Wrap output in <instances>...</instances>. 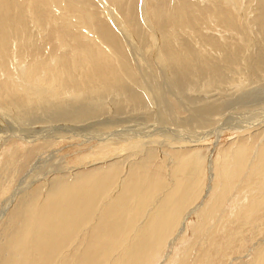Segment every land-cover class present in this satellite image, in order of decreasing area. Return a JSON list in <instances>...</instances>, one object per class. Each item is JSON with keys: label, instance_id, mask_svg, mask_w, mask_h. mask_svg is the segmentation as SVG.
Wrapping results in <instances>:
<instances>
[{"label": "bare ground", "instance_id": "1", "mask_svg": "<svg viewBox=\"0 0 264 264\" xmlns=\"http://www.w3.org/2000/svg\"><path fill=\"white\" fill-rule=\"evenodd\" d=\"M43 1L46 8L45 28L41 26V22L37 18V0H0V98L6 96L10 99L9 104L11 107L7 110L11 113L13 112L14 116L22 121L37 120V113L41 112L52 122L66 121L79 124L95 121L103 117L110 109L114 110L113 114H123L130 108L138 111L145 108L147 103L153 100L157 106V113H155L157 119L154 121L157 125L160 124L164 127L159 130V127H157V130L152 133L148 129L149 125L143 128L142 131H138L133 125H130L126 126L127 129L119 128L114 132H110L104 130L113 123L110 120H101V122L99 121L100 123L98 121L89 123V127L94 129L95 133L92 131L89 136L83 135V141H96L97 145L94 146L95 149L93 148L95 153L98 150L111 149L113 142L128 143V148L124 150L127 154L126 158H124L126 162L124 164L114 163L124 157L122 156L123 154L119 155L116 150L115 152L118 153L113 155V159L109 157L112 164L108 165L106 169L95 168L96 170L88 172L85 176L74 178L71 182H55L50 191L41 197L37 195L36 199L34 196L24 198L19 206L23 219L22 223L18 227L19 229L16 228L11 233L6 245L3 247L2 250L5 256L3 261H0V264H151L152 260L155 261L158 258L157 255H159L160 249H165L167 245L165 241L171 239L173 243H176L178 239L185 238V235L187 237V221L191 215L198 217L199 228L203 232H208L207 237L209 238L214 226L210 223L205 225L204 221H208L209 219L207 218L210 215L215 213L217 215L218 211L223 210L225 206L220 209L218 205L222 204L223 198L228 195L234 178H248V174L252 177L249 172L246 174L249 150L247 151L244 146H237L238 148L232 152L230 157V154H226L223 162L218 164L219 161H216L215 165L213 160H205L193 152L194 154L181 156L169 166L166 163L170 158L163 155L160 164L154 166L153 170H149L147 169L150 165L147 159L149 158L147 152L151 148L147 144L150 146L164 145L163 142L153 141V138L157 136L168 139L169 142L181 140L176 136L174 128L170 129L169 125H166L169 121L175 123L172 126L183 125L184 128L182 130L188 132V134L185 136L182 133V135L193 143L198 141L196 129H194L196 128L195 124L202 127H213L218 122L219 118L216 116L227 106V103H220L219 100H208L200 96L196 97L194 102L191 101L190 104L192 106H189L185 101L188 100L187 102H189L190 99L186 98L185 100L181 96L186 91V88L191 87L189 90H193L192 87H197L200 79H206L208 87L213 85L215 87H226L227 85L231 87L233 85L227 80L229 77L228 73L239 67L245 77L244 82L250 80L252 82L255 80L261 81V79L263 81L264 56L255 57L250 46H253V49H257V45L252 39L255 26L257 28L256 32L262 36L260 42L264 43V0H258L257 7L253 8L255 15L252 19L249 18L252 11L249 12V6L246 5L244 19L241 18L240 20L227 10L231 12L237 4L242 6L243 0H236V3L233 0H221V9L224 6L226 8L229 7L224 11L218 7V0H203L204 3L207 1L208 3L206 2V4L213 8L208 19L215 24V28L222 27L225 32H236V35L240 36L244 45L235 43L220 44L217 39L209 40L200 36L204 45L215 47L221 51L220 57H214L207 49H198L193 44L189 45L182 42L181 48H175L173 43L169 41L167 48L170 50L168 51L163 46L167 54L157 63L161 72L153 83L151 82V77L146 74L148 60L143 49L145 46L142 48L135 42L133 37V33H138L142 37L148 34V37H151L149 36V31L156 24L152 25L153 23H151L149 18L146 24L148 25V32L144 31L142 25H138L139 27L130 26L131 28L133 27L130 30L127 23L125 24L120 19L119 13L107 5L106 0H96L97 7L99 8L100 6L99 12L101 11L106 17L110 15L113 18V27H116L120 36L124 37L128 48L127 46H122L124 49L122 51L119 43H115V45L110 43L109 39L111 38L107 36L104 27H100L101 30L96 28L92 32L94 37L91 38L85 34L86 39L84 40L90 39L98 44L106 45L108 48L107 53L110 56L103 51L101 52L103 55L96 65L94 63L89 64L88 69L82 70L76 61L82 48L79 40L74 35V31L84 30V33L87 34L90 32L86 27V23L77 24L78 20L74 14L64 12L56 7L57 5L62 7L65 1L73 3L77 0ZM50 4L52 7H49ZM142 5L143 7L146 6V2ZM241 6L237 8L240 9ZM190 13L191 6L188 0H179V6L175 14H168L163 18L158 17L156 21L159 24L165 23L166 25H175L177 23L180 25L179 27H181L183 34L186 31L187 33L198 34L194 26H191ZM144 17H148L145 11ZM192 18L195 17L192 16ZM94 19L92 17L89 21L92 22ZM62 24L65 27H60ZM59 27L64 29L59 31ZM48 30H55L56 39L63 52H71L73 47L68 45V43L76 42V49L73 48V52L70 55L72 54L73 68L77 72L79 80L64 66L61 55L57 54L49 59H43L37 55L43 47V44L37 43V38L42 39L43 34L47 33ZM172 34L171 36L173 37ZM232 35L240 41L236 35ZM82 52L86 53L84 50ZM122 53L126 54L125 59H119ZM108 58L111 61H108ZM113 63L118 64L117 73L111 68ZM92 71L95 73L93 76ZM147 71L149 72V70ZM42 83H45L43 89L39 87ZM244 94L241 93L240 95ZM45 98H49L50 101L44 100ZM258 101L260 102V100ZM251 102L249 100V103ZM253 103L251 104L254 105ZM182 108L189 113H187L186 117L179 118L176 112ZM6 114L7 118H9V113ZM149 117L151 118V115ZM79 129L76 132L80 131ZM15 133L11 136V133L0 130V138L4 140L8 138L4 144L10 143V138L12 137L18 140L12 146V156L19 153L20 150L23 151V143L34 145L37 140H42L44 137H37V134L29 136L22 135L19 132ZM138 139L146 140L143 142L144 145L140 144L138 148H135L137 145L134 146L132 141H138ZM20 142L22 144H19ZM184 143L186 144L187 142ZM24 151L28 154L30 150ZM89 154L92 157L95 155L94 153ZM89 154L85 156V163H81L82 166L86 167L100 160V158L91 160V155ZM131 157H136V159H133V162L131 160L127 164ZM256 157L264 164V144L260 146ZM89 159L91 160L90 162ZM136 160L140 161L139 163L141 164H136ZM103 161L105 159L101 163ZM166 166L169 174L168 179L170 178L168 182L162 176ZM206 169L208 172H206ZM260 171L259 176L261 178L258 179L261 180L258 183L259 185L257 184L258 189L256 190L258 192L256 194L262 195L264 193V165L260 168ZM205 177L210 181L213 180L217 183L219 181L217 189L210 187L206 191L207 193L211 194L213 192L215 194L220 190L218 195H215V200H211L212 205L210 208L208 202L202 203L203 205L201 206L196 204L200 196L205 193V190L202 189L204 184L201 183L202 185H200V178L205 179ZM238 184L240 185V183ZM26 185H30V183L28 182ZM20 186L22 188L21 184L18 185V188ZM25 188L27 189L26 186ZM203 188L206 189V187ZM251 190V193H246L254 194ZM10 194L12 195V193ZM16 195L17 193L9 199L6 197L8 200L5 202L11 203ZM243 195H245V198L239 199L235 203L236 205L234 204L235 207L232 208V205H229L232 208V216L235 209H242L245 206L243 203H245L244 200L246 201L247 195ZM213 196L212 198L215 197ZM237 196L239 197V193L234 197ZM230 199H232L231 196ZM261 201L264 202L260 198L259 200H253L254 203H261ZM227 204H230V202ZM214 230L217 231L218 229ZM197 234L200 235L197 231L193 232V235ZM209 243L211 242L209 241ZM178 256L180 257V255ZM195 264H198V260H195ZM259 264H264V254L260 258Z\"/></svg>", "mask_w": 264, "mask_h": 264}, {"label": "rangeland", "instance_id": "2", "mask_svg": "<svg viewBox=\"0 0 264 264\" xmlns=\"http://www.w3.org/2000/svg\"><path fill=\"white\" fill-rule=\"evenodd\" d=\"M233 1L234 3H236V0H233ZM56 2H59V1L56 0ZM96 2H97L96 0H77L73 3H69L68 1H65V4H62V7H60L59 5L56 6L57 8L61 9L64 12L74 14L78 20L77 21L78 25H81V22L86 23V27L88 31L90 32L89 34H87V33H84V30L74 31V35L76 36L77 40H79L80 46L82 48L79 51L77 59H76L77 65L81 67L82 70L88 69L89 64L94 63V65H96L100 57L103 55L101 52L104 51L106 54L110 56V54L107 53L108 48L106 47V45H103L100 43L98 44L90 39H88L89 41L84 40L86 39L85 34L91 38L94 37V34L92 32L96 28L98 30H101L100 27L101 28L104 27V29L106 30L107 36L111 38L109 39L110 43H112L113 45H115V43H119L122 51H124L122 46L124 47L127 46L124 40V37H122V35L120 36V33L118 32L116 27H113L114 25L113 18L110 15L106 17L105 15L102 14L101 11L99 12L100 6L98 8L97 7L98 5ZM144 2H146V6H144L145 8L142 5L144 4ZM206 2L207 1H205L204 3L203 0H188V3L191 6L190 23H192L191 26L193 25L194 28L198 31V34H191L190 32L187 33V31L183 34V31H181V27H179L180 25L177 23H175V25L174 24L166 25L165 23L159 24L156 21L158 17L163 18L167 16L168 14H171V15L175 14L179 6V0H106L107 5L112 10L119 13L120 19L125 24L127 23L130 30L133 29V27L131 28L130 26L139 27L138 25H142L143 26L142 28L144 29V31L148 32V28H147L148 25H146L148 23L147 22L148 18L149 20H151V23H153L152 25L156 24L152 29H150L152 31V34H151V31H149L150 32L149 36L151 37H148V34L147 36L145 35V37H142L138 33L136 34L133 33L135 42L138 45L142 46V48L145 46L143 49L146 53V57L148 60L147 70H149V72L146 70V74L151 77L152 83L160 75L161 69L158 68L157 63L159 60H161L164 57L165 54H167L165 53V49L168 50L167 45L169 41L173 43L175 48H181L182 42L189 44V45L193 44V46L198 49H207L208 52L214 57H220L221 51L215 47L204 45L202 43L203 41L202 38H206L209 40L214 38V39H217V41L220 44H228V43L234 44L235 43L237 45L238 44L244 45L243 42L241 41L240 36L236 35V32H232V33L225 32V30H223L222 27H218L217 29L215 28L216 27L215 24L212 23L210 19H208V17L213 11V8L210 5L206 4ZM220 2L221 0H218V4H219L218 7L221 9L222 7L220 5ZM257 2L258 0H255L253 2L252 0H243L242 6L241 5L238 6V4L237 5L234 4L235 5L233 7L234 9L231 12L229 10L227 11L231 15H233L235 18L237 17L238 20H240L241 18L244 19V10L246 9L245 6L247 5L249 6L248 11L249 12L252 11L251 15H249V18L252 19L253 16L255 15V12H253V8L257 7L258 5ZM50 6L52 7L51 4L49 5V7ZM240 6L241 8L238 9L237 7H240ZM92 8H94L93 11H92ZM228 8L224 6V8L221 10L224 11ZM144 11L146 15H148V17L146 18L144 17ZM240 15H243V16L240 17ZM45 16H46L45 2L43 0H37V18L41 22V26L43 28H45L46 26ZM192 16L195 18H192ZM92 17L95 19L92 22H90L89 20L90 18L92 19ZM62 26H64V24H62L60 27ZM60 27H59V31H62V29L64 28H60ZM162 29H164V31H162ZM256 29L257 28L255 26L252 39L256 43L257 49L256 48L253 49V46H250V47H251L252 52L255 54V57H259L260 55L264 56V43L260 42L262 39V36L258 34V32H256ZM54 31L48 30L47 33L43 34L42 39L37 38V43L43 44L41 51L37 53V55L43 59H49L50 57L55 56L57 54L61 55L63 58L62 61L64 63L63 62L62 63L64 64V66L67 67L69 71L76 76L77 80H79V78L77 77V72L73 68L74 62L71 59L72 54L70 55V53L73 52L72 49L73 48L76 49V42L68 43V45L73 47L71 49V52L70 51H68L69 53L63 52L60 49V45L58 44V40L56 39L57 35L56 33H54ZM171 34L173 35V37L171 36ZM232 34L236 35V37L239 38L240 41L235 39ZM65 35L67 36L66 32H65ZM163 46L165 47V49ZM83 50L86 52L85 54L82 52ZM125 58H126L125 53H122V55L119 56V59H125ZM108 61H111V60L108 58ZM111 65H112L111 68H113L114 71L117 73L119 69L118 64L113 63ZM126 65H128V63H126ZM133 67H134V64H133ZM153 73H154L153 75L154 77L152 76ZM94 74L95 73L92 71V76ZM228 74H229V77L227 80L231 82V84L233 85L231 87H229L228 85L226 87L225 86L215 87V85L208 87L206 84L207 80L200 79L197 87L195 88L192 87L193 90H189V88L191 87L186 88V91L181 95L182 97H184L183 99L185 100L186 98L190 99L189 102H187L188 100L187 101L184 100L185 103L188 104L189 106H192V104H190L191 101L194 102V99L200 96L208 100H217V101L219 100L220 103L221 102L227 103V106L221 111L222 114L220 113L219 115L216 116L217 118H219L218 122H216L213 127L212 126L202 127L201 125L198 126L197 124H195L194 126L196 128L194 129H196V137H198V141L193 143L191 141H188L183 136V135L186 136L188 134V132L182 130V128H184L183 125H178L179 127L178 128L176 126H172L175 123L169 121V123L166 125L167 126L169 125L168 127L170 129L174 128L173 130L175 131L176 136L179 137V140L180 139L181 140L169 142L168 139L160 138V136L154 137L153 141L155 140L159 143L163 142L164 145L150 146L149 144H147L148 147L151 149H149V152H147L148 157H149L147 159L149 160L150 165L149 167L147 166L148 168L147 167L146 168L149 170L150 169L153 170L154 166H157L160 164L161 158L163 157V155L170 158L166 164L171 166L175 162V160L181 158V156H188L190 154H194L193 152L197 153L199 156H201L205 160L206 159L213 160L214 165L216 161H219L218 164H220V162L221 163L223 162L224 160L223 158L226 156V154L228 155L230 154L229 155L230 157L232 155V152H234L238 148L237 146L239 147L244 146L245 148H247V151L249 150L250 152V154H248L247 156L248 158L247 166L248 167H246V169L248 170L246 174H248L249 172L250 174H252V177L249 174L247 176L249 179L245 177L244 178L235 177L232 183V187L229 189V193L227 195L229 197L225 196L223 198L224 200L222 204L220 203L218 205L220 209H222L223 206H225L223 208L224 212L223 210H221L222 211V214H221V211H218L217 212L218 217L215 213V214L210 215L207 218L209 219L208 221L205 219H204L205 221L203 220L205 225L207 223H210L211 225L214 226L212 229L213 232L211 236L209 237L210 239L207 237L209 233L203 232L199 228V223H197L198 217L196 215H191L189 217L190 221L189 219L187 221V230H188L187 231L188 234L186 232L187 237L185 235V238L178 239L176 243H173L171 239L169 240L170 242L165 241V244H167L165 246V249L163 248L160 249L159 255H157L158 258H156L155 261L152 260L151 264H164V263L165 264H168V263L169 264H195V260H198V264H259V260L264 254V251H263L264 250L263 248L264 247V202L263 201H261V203L253 202V200H259V198L264 200V193H262V195L256 194V192H258V190H256L258 189V185H259L258 183H260V180H261V179H258V178H261V176H259L260 172L262 171V170L260 171V168L264 165L256 157L257 151L259 150L260 146L264 144V100H262L264 99V92H263L264 78H263V81L262 79L261 81L258 80L259 84L257 80L253 82L252 80L244 82L243 80L245 79V77L243 76L242 71L239 70V67L237 69L235 68V70H233L231 73H228ZM263 77H264V74H263ZM239 80H242V81L239 82ZM154 84L156 83L154 82ZM260 85L262 86L260 87ZM44 86H45V83H42L39 87L43 89ZM257 89L258 90L262 89V90L258 91ZM252 91H253V94H252ZM247 92L249 93L247 94ZM241 93L242 94L245 93V94L240 95ZM2 97L0 98V130L5 131L7 133H11V136L14 132L16 133L19 132L22 135L31 136V135L37 134V137L39 136L42 138V136H44L45 138L43 137L42 140L41 139L37 140V142L34 143V145L33 144L28 145L27 143L26 144L23 143L24 144L22 146L23 151L20 150L19 153L15 154L14 156H12V146L14 145V143L18 141L16 140L17 138L12 137L10 138V143H5V144L4 142L8 138L7 139L5 138V140L0 138L2 140V141L0 140V261H3L4 259L5 253L2 249L6 245V242L9 239L11 233L16 228L20 227L22 223L23 219H22V214L19 211V206L24 198H26L27 196H34L36 199L37 195H40L41 197V196H44L48 191H50V189H52V185L55 182H63V181L71 182L74 178L85 176L88 172H92L96 170L95 168L106 169L108 165L112 164L111 159L114 158L113 155L115 153L119 152L118 154L119 155L123 154L122 156L124 157H121V159H118V161H115L114 163L124 164L126 162V159L124 158H126L127 154L125 153L124 150H126L125 148H128V143L113 142L112 144L113 147H111V149L107 148V149H103L102 151L98 150V152L95 153L94 146L97 145L96 141H91V142L83 141L84 139L83 135L86 134L87 136H89L91 135L92 131H94L95 133V130L89 127L88 125L89 123L91 124L97 121L101 122V120H110L113 123L108 128L107 127L105 129L103 128L105 131H110V132H114L115 130H118L119 128L127 129L126 126H130V125H133V127L137 129L138 131L139 130L142 131L143 128H146V126L149 125L148 126L149 128L148 127L147 128L152 133L155 132L154 130H157V127H159L158 130L163 129L164 127L160 124L157 125V123H155L154 121L157 119L156 114H155L157 113L156 111L157 106L153 102V100L147 103V106L143 108L144 110L140 109L141 111L140 110L137 111L136 109L130 108V110H127L123 114L121 113L113 114L112 112H114V110L110 109L108 110L106 114L103 115V117H100L102 119L96 118L97 120L95 121L93 120V121H88V122L78 124L75 122H66V121L52 122V121H49V119L46 118L45 114L41 112L37 113V120H26V121H22L20 119L18 120L16 116H14L13 112L12 114L9 110H7L9 107H11V105L9 104L10 99L6 96H4V98ZM234 98L235 100H233ZM44 100L50 101L49 98H45ZM249 100L252 101L251 103H253L255 100V102L253 103L254 105L249 103ZM258 100H260V102ZM186 111L184 108H182V109L177 110L176 114L179 118H184L186 117V115H188L187 113H189ZM6 113H9L10 115L9 118H7L8 116H6L7 115ZM150 115H151V118L149 117ZM5 118L7 119L5 120ZM150 125L151 126L153 125V127L154 126L155 127L151 128ZM77 128L78 129L81 128L79 129L80 131L76 132L78 130ZM61 129L63 132L61 131ZM99 129H100V126H99ZM37 132L38 133L40 132V133L38 134ZM145 140L146 139L144 140L138 139V141L134 140L132 141V144H134V146L137 145L135 148H138V145L140 144L144 145L143 142ZM184 142H187L189 145L187 143L185 144ZM19 144H22V143L20 142ZM120 149L123 150L124 152L121 151ZM24 150L26 151L30 150V151L28 152V154H26ZM116 150L118 152H115ZM49 151L50 152L53 151V152L50 153ZM89 153H94L95 154L94 157H92V155ZM87 154L91 155L90 157L91 160L100 158L101 161L99 160L94 164L87 165L86 167L82 166L81 163H85V159H86L85 156H87ZM90 159H89V162L91 161ZM103 159H105V161L101 163ZM133 159H136V157L134 158L131 157L128 160L127 164L131 160L133 162ZM136 161H137L136 164L138 165L141 164L139 163L140 161L138 160ZM206 172H208L207 169H206ZM162 176L164 180H167V182L170 180V178L168 179L169 174H168L167 166L165 170L163 171ZM206 177L205 179L200 178L201 179L200 185L204 184L202 185V189L205 190V193L203 192L204 194L200 196L196 204L197 206H201L204 204V202L205 203L208 202V205L210 208V206L212 205L211 200L212 199L215 200L220 190H218L217 193L215 194L213 192H211L210 194V193H207L206 191H208V188L210 187L211 188L215 187V189H217L219 181L218 183L213 180L210 181ZM26 181H28L30 185H26V183H28ZM204 181L207 182L208 184L205 183ZM238 183H240V185ZM20 184L22 185V188L21 186L18 188V185ZM24 185L27 187V189L25 188ZM203 187H206V189ZM15 188L17 189V191ZM24 188L25 190H23ZM19 189L23 191L20 192L21 190L19 191ZM231 189L232 190L235 189V190L232 191ZM250 189H252L251 191L254 192V194L253 193L249 194L251 193ZM230 191L233 193H231ZM237 192L239 193V197L238 196L234 197L238 195ZM246 192H249V193H246ZM10 193H12V195ZM16 193L17 195L11 203L5 202L9 198H11L13 195H15ZM243 194L247 195L246 201L244 200L245 203H243V205L245 206L242 209L239 208L240 210L235 209L234 214L232 216L231 209L235 207L236 205L235 203H237L239 199H241L242 197L245 198V195ZM213 195L214 196L216 195V196L214 197ZM212 196L214 198H212ZM230 196L232 199H230ZM229 202L230 204H227ZM246 202H248V204H246ZM229 205H232L231 206L232 208ZM188 224H191L192 226ZM214 229L216 230L218 229V230L215 231ZM196 231L201 236L198 234L193 235V232H196ZM170 237L173 238L172 236ZM186 239L187 240L193 239V240L187 241ZM209 241L211 243H209ZM184 242H187V243H184ZM181 252L182 254H180ZM178 255H180V257Z\"/></svg>", "mask_w": 264, "mask_h": 264}]
</instances>
